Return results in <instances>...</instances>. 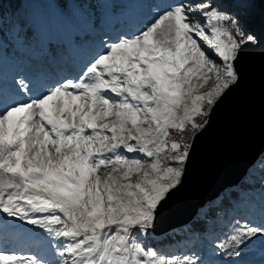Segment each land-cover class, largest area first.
<instances>
[{
    "label": "snow or ice",
    "instance_id": "1",
    "mask_svg": "<svg viewBox=\"0 0 264 264\" xmlns=\"http://www.w3.org/2000/svg\"><path fill=\"white\" fill-rule=\"evenodd\" d=\"M233 2L173 0L133 34L101 41L71 77L37 85L17 73L0 94V214L44 230L53 259L0 248V264H198L141 237L181 191L195 141L259 43L229 15ZM236 223L237 247L264 236V224Z\"/></svg>",
    "mask_w": 264,
    "mask_h": 264
},
{
    "label": "rangeland",
    "instance_id": "2",
    "mask_svg": "<svg viewBox=\"0 0 264 264\" xmlns=\"http://www.w3.org/2000/svg\"><path fill=\"white\" fill-rule=\"evenodd\" d=\"M172 2L92 0L89 4L78 0H24L22 17L19 15L13 20L0 14V94L13 92L17 73L29 75L37 85L75 75L82 66L81 61L98 50L101 41L114 40L123 33L133 34ZM242 3L243 0H234L225 5L230 8L229 15L244 17L253 7V4L243 7ZM208 87L205 85L200 91ZM262 163L264 159L250 167L256 175L254 179L261 182L253 185L251 193L242 191L234 196L231 192L238 186L228 188L206 203L212 201L218 211L206 216V209L201 207L197 215L202 218L204 230L188 229L191 221L166 227L171 215L169 203L155 229L141 240L165 258L187 255L198 264H264V236L258 235L238 247L230 239L237 221L257 227L264 224ZM136 178L134 175L133 180ZM226 196L231 206L222 207L220 200ZM165 234H172L176 239L171 243H154ZM221 244L225 245L224 249L219 247ZM0 248L36 255L45 261L53 259L50 237L44 230L3 214H0Z\"/></svg>",
    "mask_w": 264,
    "mask_h": 264
},
{
    "label": "water",
    "instance_id": "3",
    "mask_svg": "<svg viewBox=\"0 0 264 264\" xmlns=\"http://www.w3.org/2000/svg\"><path fill=\"white\" fill-rule=\"evenodd\" d=\"M239 68L240 85L215 109L207 131L195 141L182 189L191 191L209 181L196 202L238 185L264 153V47H250Z\"/></svg>",
    "mask_w": 264,
    "mask_h": 264
},
{
    "label": "trees",
    "instance_id": "4",
    "mask_svg": "<svg viewBox=\"0 0 264 264\" xmlns=\"http://www.w3.org/2000/svg\"><path fill=\"white\" fill-rule=\"evenodd\" d=\"M62 1H69V0H60ZM82 3L87 2L91 4L92 0H78ZM253 7L250 8V11H247V14L242 17L243 18V24L248 30L249 33H255L257 35L258 41L260 46L264 47V4L261 3V0H252ZM24 9V0H0V14L3 17L15 19L16 17H19V15H22ZM260 159H264V153L261 155ZM254 177L256 175L252 173L250 170L248 174L244 177V179L239 183L237 190L232 191L231 193L234 196H239L240 193L247 192L251 193L253 185L257 186L261 184L260 180H255ZM259 178V177H258ZM233 189V188H231ZM229 189V190H231ZM235 189V188H234ZM244 194V193H243ZM229 196L224 197L220 200V206L222 207H228L231 206ZM202 218L197 216L194 220L190 222V225L187 227L188 229L193 227L194 231L198 232L199 230H204V226L201 223ZM182 230V228H181ZM173 235H177V233H173ZM178 238H181V236H178ZM176 239V237H173L172 234H165L157 241H154L155 244H158L160 242L162 243H171Z\"/></svg>",
    "mask_w": 264,
    "mask_h": 264
},
{
    "label": "bare ground",
    "instance_id": "5",
    "mask_svg": "<svg viewBox=\"0 0 264 264\" xmlns=\"http://www.w3.org/2000/svg\"><path fill=\"white\" fill-rule=\"evenodd\" d=\"M57 72H58V70L56 71V74H57ZM213 114H214V112L212 113V115ZM208 182L209 181L201 182L199 185L192 188L191 191L188 189L187 190L182 189L176 196H174L169 201L170 205L167 207L171 208L170 209L171 215H170V219H169L166 227H168L170 225H177V224L180 225L181 224L179 222L180 220H184L185 222H190L192 220V218L197 213H199L202 205L207 203L209 198L217 197L221 194V192H219L215 195L210 194V195L202 198V200H199L196 202L194 200L198 196L196 194L198 192L200 193V191H202V190L204 191L205 189H207L206 186L208 185L207 184ZM195 202H196V204H195Z\"/></svg>",
    "mask_w": 264,
    "mask_h": 264
}]
</instances>
